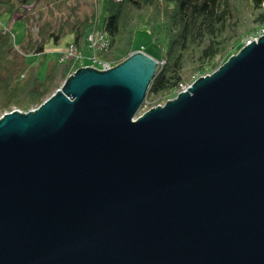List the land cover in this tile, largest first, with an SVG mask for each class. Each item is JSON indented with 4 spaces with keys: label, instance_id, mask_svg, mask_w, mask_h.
Returning a JSON list of instances; mask_svg holds the SVG:
<instances>
[{
    "label": "water",
    "instance_id": "95a60500",
    "mask_svg": "<svg viewBox=\"0 0 264 264\" xmlns=\"http://www.w3.org/2000/svg\"><path fill=\"white\" fill-rule=\"evenodd\" d=\"M158 66L0 119V264H264V37L137 118Z\"/></svg>",
    "mask_w": 264,
    "mask_h": 264
},
{
    "label": "trees",
    "instance_id": "16d2710c",
    "mask_svg": "<svg viewBox=\"0 0 264 264\" xmlns=\"http://www.w3.org/2000/svg\"><path fill=\"white\" fill-rule=\"evenodd\" d=\"M29 0H0V16L13 15L20 5ZM70 0H37L33 14L22 17L29 25L31 17L39 12V22L45 19V10L51 14L68 10L58 27L44 22L37 38H29L18 50L9 30L0 27V109L12 107L30 109L39 107L53 93L60 66L50 69L47 78L40 80L34 71L25 69L23 54L44 55L50 42L60 44L72 35L70 45L82 50L89 30L96 21V12L80 16V6L69 5ZM95 7L97 0H77ZM145 27L153 37L166 33L168 49L164 52L146 101L172 99L183 86L211 75L232 56L243 49L248 40L264 31V0H109L100 33L104 47L97 58L114 67L126 61L133 49L136 33ZM92 56V55H91ZM27 77L25 78V76ZM167 98V99H168ZM166 99V100H167Z\"/></svg>",
    "mask_w": 264,
    "mask_h": 264
},
{
    "label": "rangeland",
    "instance_id": "374dc122",
    "mask_svg": "<svg viewBox=\"0 0 264 264\" xmlns=\"http://www.w3.org/2000/svg\"><path fill=\"white\" fill-rule=\"evenodd\" d=\"M41 2V0H38ZM116 1V0H114ZM122 1V0H121ZM118 1V2H121ZM109 0H97L95 3V7H92L90 3H87L85 1L78 2L77 0H70L69 5H78L80 6V16L84 17L86 14H92V12H96V21L93 27L89 30L87 39L85 41L86 45L82 47V50L78 48L81 51L82 59L72 60V59H66L68 52L70 50V45L72 43L73 37L72 35H67L63 38L60 44L56 45L53 42H50L46 45V54L44 55H34V54H21L20 51H22V48L27 43L29 38L36 39L40 27L43 25L44 22H49L53 26L58 27L60 23L64 21V18L68 12L66 7H61V11L58 13H55L54 15L51 14L48 9L45 10V19L42 22L37 21L39 12L42 11V9L38 8L39 12L36 13L35 16L31 17L30 19V25L22 20V17L25 18L26 16H29L33 14L34 6L37 5V0H29L25 5H20L17 11L10 15L8 13H4L0 16V27L9 30L11 34L14 37V43L18 50L19 58L23 59L24 67L25 69H31L36 73V75L39 77L40 80H45L49 74L50 69H53L54 66H60L59 69V75L56 77V81L54 82V89L53 93L50 97H47L44 102H46L48 99H50L53 95H55L65 84L68 78H70L72 75H74L77 71L80 69L85 68L87 65H90L89 58L91 55H93V51L89 50V38L91 36H96L97 38L100 37V33L103 29V23L104 18L106 16V9L108 7ZM37 3V4H36ZM40 4V3H39ZM38 4V5H39ZM37 5V6H38ZM37 19V20H36ZM264 37V31L259 33V36L252 37L251 41L248 40V43H251L255 41L256 39ZM105 40H103V43ZM170 42V38L166 33H162L159 35V37H153L150 32L145 28L141 27V29L136 33L134 37V43H133V49L135 52H141L145 53L146 55L152 57L154 60L159 62V66L163 65V62H161L164 52L168 49ZM103 43H99L100 50L104 47ZM247 43V44H248ZM246 44V45H247ZM96 51V52H97ZM95 52V55H96ZM238 54V53H237ZM235 54V55H237ZM97 56V55H96ZM85 62L86 66L84 67ZM158 66V67H159ZM223 66V65H222ZM221 66V67H222ZM114 67V66H113ZM27 75L25 76V78ZM188 86V85H187ZM186 87V86H183ZM177 96V95H176ZM175 96V97H176ZM164 103L159 102V99L151 101H145L143 105L141 106L140 110L137 113V118L143 116L148 111L155 109L159 106L164 107L166 103L172 99L170 97L166 100ZM43 102V103H44ZM40 107V106H39ZM39 107H31L30 109H19L18 107H12L11 111L2 112L0 109V119L5 114L11 113V112H18L20 113H29L33 112L34 110H37ZM136 121V119H135Z\"/></svg>",
    "mask_w": 264,
    "mask_h": 264
},
{
    "label": "built area",
    "instance_id": "2783aa9c",
    "mask_svg": "<svg viewBox=\"0 0 264 264\" xmlns=\"http://www.w3.org/2000/svg\"><path fill=\"white\" fill-rule=\"evenodd\" d=\"M118 1H121V0H116V2H118ZM100 42L103 43V38L101 36L98 38L96 36H91L89 38V50L93 51L94 54L89 58L90 65L86 66L85 62H83L82 64H84V67L86 66L85 68H93V69L98 70V71H108V70L114 68L113 65L108 63V62H104V61L98 59L97 56L95 55V52L99 48ZM141 52H143V51L141 50ZM69 58L72 60H76V61L78 59H82L81 51L78 49V47H76L74 45H72L70 47V50L68 52L66 59H69ZM189 86L182 87L181 90H179V92L177 93V95H179L181 92H184Z\"/></svg>",
    "mask_w": 264,
    "mask_h": 264
}]
</instances>
